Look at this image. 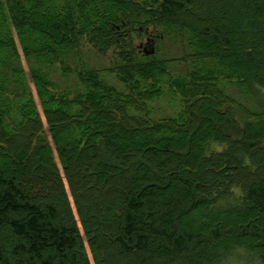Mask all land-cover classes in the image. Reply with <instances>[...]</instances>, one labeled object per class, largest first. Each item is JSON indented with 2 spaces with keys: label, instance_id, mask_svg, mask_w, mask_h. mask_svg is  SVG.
I'll list each match as a JSON object with an SVG mask.
<instances>
[{
  "label": "trees",
  "instance_id": "trees-1",
  "mask_svg": "<svg viewBox=\"0 0 264 264\" xmlns=\"http://www.w3.org/2000/svg\"><path fill=\"white\" fill-rule=\"evenodd\" d=\"M263 90L264 0H0V264H264Z\"/></svg>",
  "mask_w": 264,
  "mask_h": 264
},
{
  "label": "rangeland",
  "instance_id": "rangeland-1",
  "mask_svg": "<svg viewBox=\"0 0 264 264\" xmlns=\"http://www.w3.org/2000/svg\"><path fill=\"white\" fill-rule=\"evenodd\" d=\"M232 6L229 4L228 8H231ZM147 42V38H143L141 40L137 39L136 43L139 45L143 44L145 46V43ZM166 43V42H165ZM180 46V45H179ZM163 51L166 52L169 56H177L180 54H183V51L180 47L177 45L171 44L169 46L168 43L163 46ZM85 59L87 64L94 65L98 68H106L111 66V60L113 61V53L112 51H108L106 54H98L97 52H94L93 49L88 45L85 47ZM180 68V67H179ZM103 79L109 82L110 84L115 85L119 89H124V84L117 78L116 74L106 73L104 72L102 74ZM53 77L61 84L62 88H66L65 85L72 84L70 80H73L74 75L70 76L69 78H59L57 75V72L55 75L53 74ZM264 91V90H263ZM151 111L150 114L152 117L159 119L164 116L169 115H176L180 109H181V101L180 97L177 95L170 94L168 90H166L163 94V96L159 99H156L151 104ZM226 147L225 144H222L220 142H211L209 144V148L211 151H221ZM2 164L6 163V161L1 160ZM242 198V192L239 187L233 188V193L222 199L219 203V207H225L229 204L236 203L240 201ZM223 264H263L260 257L253 251L248 250L245 247H235L231 251H229L227 254L224 255L222 259Z\"/></svg>",
  "mask_w": 264,
  "mask_h": 264
},
{
  "label": "water",
  "instance_id": "water-1",
  "mask_svg": "<svg viewBox=\"0 0 264 264\" xmlns=\"http://www.w3.org/2000/svg\"><path fill=\"white\" fill-rule=\"evenodd\" d=\"M140 46L143 47V50H144L146 53H153V52L155 51V48H154L153 43L149 44L148 41L145 43V46H144L143 44H141ZM148 46H150L151 48L148 49Z\"/></svg>",
  "mask_w": 264,
  "mask_h": 264
}]
</instances>
